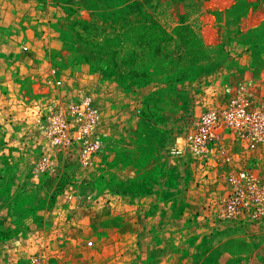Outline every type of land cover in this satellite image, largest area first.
I'll use <instances>...</instances> for the list:
<instances>
[{
	"label": "rangeland",
	"instance_id": "1",
	"mask_svg": "<svg viewBox=\"0 0 264 264\" xmlns=\"http://www.w3.org/2000/svg\"><path fill=\"white\" fill-rule=\"evenodd\" d=\"M249 78L264 94V0H0V264H28L21 231L77 264H264V227L213 217L221 172L171 152L209 92ZM78 89L109 133L88 167L30 112ZM231 149L264 176V145ZM46 154L60 170L37 177Z\"/></svg>",
	"mask_w": 264,
	"mask_h": 264
},
{
	"label": "built area",
	"instance_id": "2",
	"mask_svg": "<svg viewBox=\"0 0 264 264\" xmlns=\"http://www.w3.org/2000/svg\"><path fill=\"white\" fill-rule=\"evenodd\" d=\"M35 110L31 108L30 112L39 114L36 122L48 138V148L57 146L71 152L74 145H79L82 167L92 165L93 156L103 151L109 133L101 128L103 111L93 95L78 89L76 98H70L67 103L58 99L43 114L40 108ZM234 145L246 151H256L264 145V94L252 78L224 83L220 89L209 92L202 113L186 133L185 146H175L171 152L189 154L206 172H221L215 178L222 179V186L212 204L217 221L263 228L264 176L236 167L240 159L231 149ZM31 170L37 177L56 174L60 163L46 154L33 160ZM64 194L70 201H78L71 184ZM29 237L32 240L34 236ZM23 242L24 231H21L12 250L15 254L28 252V264H53V260L56 264H77L66 257L65 249L51 246L48 240L40 245L35 240L27 245Z\"/></svg>",
	"mask_w": 264,
	"mask_h": 264
},
{
	"label": "crops",
	"instance_id": "3",
	"mask_svg": "<svg viewBox=\"0 0 264 264\" xmlns=\"http://www.w3.org/2000/svg\"><path fill=\"white\" fill-rule=\"evenodd\" d=\"M32 233H34V232H32ZM36 234H37V236H40L41 232L40 231H36Z\"/></svg>",
	"mask_w": 264,
	"mask_h": 264
}]
</instances>
